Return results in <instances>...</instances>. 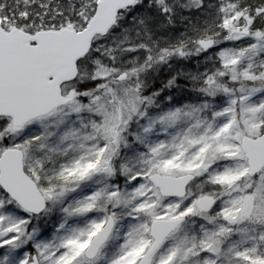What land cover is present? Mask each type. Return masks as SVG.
<instances>
[{
	"label": "snow or ice",
	"instance_id": "snow-or-ice-1",
	"mask_svg": "<svg viewBox=\"0 0 264 264\" xmlns=\"http://www.w3.org/2000/svg\"><path fill=\"white\" fill-rule=\"evenodd\" d=\"M0 264H264V0H0Z\"/></svg>",
	"mask_w": 264,
	"mask_h": 264
}]
</instances>
